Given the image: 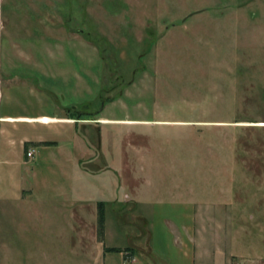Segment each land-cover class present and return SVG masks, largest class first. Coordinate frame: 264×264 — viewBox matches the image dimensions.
<instances>
[{
    "label": "rangeland",
    "instance_id": "obj_1",
    "mask_svg": "<svg viewBox=\"0 0 264 264\" xmlns=\"http://www.w3.org/2000/svg\"><path fill=\"white\" fill-rule=\"evenodd\" d=\"M73 109L70 142L17 143L50 217L0 221V264H264V0H0V114ZM181 204L192 252L159 225Z\"/></svg>",
    "mask_w": 264,
    "mask_h": 264
},
{
    "label": "crops",
    "instance_id": "obj_2",
    "mask_svg": "<svg viewBox=\"0 0 264 264\" xmlns=\"http://www.w3.org/2000/svg\"><path fill=\"white\" fill-rule=\"evenodd\" d=\"M70 113V110H61L57 115L49 113L11 115L6 111L0 114V221L2 227L10 230L12 227L19 228L24 224H28L34 230V227L47 224L50 214L43 202L46 197V189H40L36 187L35 183L32 184L28 181V178L33 177V174L28 173V176H26V172L21 173L17 170L21 162L16 158L18 155L17 143L24 151L25 156V152L28 149H33V151L37 147L48 149L51 146L58 145L59 142H70L71 136L66 135L65 131L69 129L70 125L80 121L77 116H72ZM101 118L102 120L99 122L103 126H127L131 121L127 119ZM51 136H55L56 139ZM64 153L66 157L70 155L71 158L75 157L73 149L70 151L66 150ZM71 158L69 157V159ZM112 173L118 178L115 170L112 169ZM35 178L36 176L32 179ZM134 200L139 204V200ZM81 201L82 198L79 195L73 196L69 200L68 198L64 199L59 206L55 207L57 214L61 216L62 220H67L66 209H70L69 218L76 221L77 226L81 217ZM78 205L79 207L76 208L75 206ZM152 205V218L148 220L147 216H143L146 227L150 226V228L156 227L157 203L153 202ZM176 207H170L169 211H175L176 213L164 215L159 225L163 227L164 232L168 235L172 234L169 231L170 228H173L175 233L180 231V236L175 242H178L177 240H180L183 244L188 242L192 252L195 247L194 240L197 234L194 229V223L197 220H199L198 222H203V216L201 214L195 215V211L193 212L191 208L185 205H178V207H181L180 210H177ZM3 237L2 241L6 242V237ZM150 237L151 241L156 244V232L154 230H151V232L147 230L148 243ZM186 259V264H194L193 260L190 262L189 259L188 261ZM222 264H226L224 256H222Z\"/></svg>",
    "mask_w": 264,
    "mask_h": 264
},
{
    "label": "trees",
    "instance_id": "obj_3",
    "mask_svg": "<svg viewBox=\"0 0 264 264\" xmlns=\"http://www.w3.org/2000/svg\"><path fill=\"white\" fill-rule=\"evenodd\" d=\"M88 114L89 113L79 112L74 109L70 113V115L77 116V118H80L81 116L88 115ZM96 227H97V233L101 235L103 231V208L101 204L97 205V226ZM126 249L128 250L129 248H126ZM109 250H114V249L111 248Z\"/></svg>",
    "mask_w": 264,
    "mask_h": 264
},
{
    "label": "built area",
    "instance_id": "obj_4",
    "mask_svg": "<svg viewBox=\"0 0 264 264\" xmlns=\"http://www.w3.org/2000/svg\"><path fill=\"white\" fill-rule=\"evenodd\" d=\"M32 152H33L32 149H28V150L25 152V156L30 157V156L32 155Z\"/></svg>",
    "mask_w": 264,
    "mask_h": 264
}]
</instances>
